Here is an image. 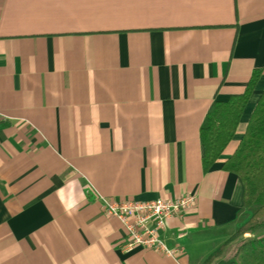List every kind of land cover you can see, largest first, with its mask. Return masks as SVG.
<instances>
[{
    "label": "crops",
    "instance_id": "crops-1",
    "mask_svg": "<svg viewBox=\"0 0 264 264\" xmlns=\"http://www.w3.org/2000/svg\"><path fill=\"white\" fill-rule=\"evenodd\" d=\"M261 74L203 171L211 103ZM264 91V0H0V264H218L254 230L223 163ZM195 195L167 220L178 261L122 249L100 197Z\"/></svg>",
    "mask_w": 264,
    "mask_h": 264
},
{
    "label": "trees",
    "instance_id": "trees-1",
    "mask_svg": "<svg viewBox=\"0 0 264 264\" xmlns=\"http://www.w3.org/2000/svg\"><path fill=\"white\" fill-rule=\"evenodd\" d=\"M260 74V69L253 70L242 93L224 101L215 100L208 108L199 128L203 171L211 168L233 138ZM222 168L241 179L243 206L257 207L238 232H249L264 225V91L248 119L241 140ZM218 264H264V235L240 242L233 256Z\"/></svg>",
    "mask_w": 264,
    "mask_h": 264
},
{
    "label": "built area",
    "instance_id": "built-area-1",
    "mask_svg": "<svg viewBox=\"0 0 264 264\" xmlns=\"http://www.w3.org/2000/svg\"><path fill=\"white\" fill-rule=\"evenodd\" d=\"M100 202L104 213L116 218L124 229V251L143 247L178 261L181 249L167 245L163 232L167 228L168 218L182 215L195 202V195L184 193L173 199L158 197L147 200L100 197Z\"/></svg>",
    "mask_w": 264,
    "mask_h": 264
},
{
    "label": "rangeland",
    "instance_id": "rangeland-1",
    "mask_svg": "<svg viewBox=\"0 0 264 264\" xmlns=\"http://www.w3.org/2000/svg\"><path fill=\"white\" fill-rule=\"evenodd\" d=\"M246 208H247V207H246ZM250 217H251V216H250ZM250 217H249V218H250ZM249 218H248V219H249ZM246 221H247V220H246ZM246 221H245V222H246ZM245 222H244V223H245ZM244 223H243V224H244ZM243 224H242V225H243ZM256 228H257V227H256ZM253 232H254V236H256V237H259V236L264 235V225H260V226H258V228H257L256 230H254ZM238 233H239V232H238ZM224 261H225V260H224Z\"/></svg>",
    "mask_w": 264,
    "mask_h": 264
}]
</instances>
